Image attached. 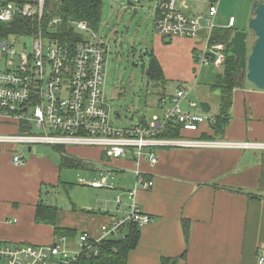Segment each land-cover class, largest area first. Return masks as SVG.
Segmentation results:
<instances>
[{
    "label": "crops",
    "instance_id": "obj_1",
    "mask_svg": "<svg viewBox=\"0 0 264 264\" xmlns=\"http://www.w3.org/2000/svg\"><path fill=\"white\" fill-rule=\"evenodd\" d=\"M173 39L188 44L191 54L202 45L199 40L162 37L161 43L171 44ZM180 58L182 73L176 78L158 59L163 85L173 81L177 89L189 91L187 81L191 75L186 72L194 70V66L186 53ZM199 89L196 85L193 93ZM164 97L166 94L156 100L157 113L161 111L159 101ZM204 102L208 103L210 114L211 103L215 106L216 112L211 115L218 112V98L212 100L210 96ZM17 133L15 124L0 121V134ZM219 140L264 143V91L246 84L233 90L229 120ZM12 148L0 145L1 243L49 245L55 242V228L75 231L74 237H69L70 242H76L85 232L96 236L101 225L125 216V206L116 212L114 200H107L106 196L134 189L138 171L153 181L151 189H138L135 194L140 209L152 222L140 227L137 246L128 254L126 264H264V151L161 149L157 151V163L149 165L129 158L106 160L102 151L95 148L68 147L69 157L87 165L85 172L99 176L101 172L115 171L110 181L113 189H92L86 184L84 193L88 197L59 206L57 201L44 203L53 186L62 188L59 181L63 171L59 170V164L55 167L49 160L33 154L23 157V166H15ZM18 148L21 147H16L20 152ZM27 153L31 154L32 149ZM93 191L97 196L95 203L90 199ZM123 201L126 203V198ZM39 203L58 209L54 228L36 223ZM184 219L190 224L187 241L182 228Z\"/></svg>",
    "mask_w": 264,
    "mask_h": 264
},
{
    "label": "built area",
    "instance_id": "obj_2",
    "mask_svg": "<svg viewBox=\"0 0 264 264\" xmlns=\"http://www.w3.org/2000/svg\"><path fill=\"white\" fill-rule=\"evenodd\" d=\"M177 1L156 0L153 14L157 34L164 39L199 40L202 45L195 49L194 61L202 67L221 68L224 47L210 44L219 0H207V14L200 15L182 14L176 8ZM44 6L45 0H0V121L18 128L17 134H0V145L95 148L106 160L129 158L149 165L157 163V151L161 149L264 151V143L164 138L170 126L196 131L213 119L199 103L188 100L190 90L185 89H177L174 97L160 99L162 116L154 115L126 128L114 127L112 106L104 95L108 44L85 22H64L60 17L44 21ZM64 24L85 36L76 43L61 41L63 32L59 28ZM233 26L230 18L226 28ZM23 38L32 40L31 51L20 44ZM196 85L193 83V87ZM184 102L186 108L182 107ZM12 163L25 164L22 155L17 154H13ZM114 173L108 170L89 183L84 179L79 183L112 190ZM152 186V180L136 171L134 189L123 193L126 203L120 196L114 200L116 212L125 206L124 217L101 225L96 236L80 234L76 242L66 236L43 246L0 242V264H71L82 257H97L107 240L124 238L131 226L140 228L152 222L135 198L138 189L149 190Z\"/></svg>",
    "mask_w": 264,
    "mask_h": 264
},
{
    "label": "rangeland",
    "instance_id": "obj_3",
    "mask_svg": "<svg viewBox=\"0 0 264 264\" xmlns=\"http://www.w3.org/2000/svg\"><path fill=\"white\" fill-rule=\"evenodd\" d=\"M255 1L264 0H219L216 5L215 27L226 28L229 19L233 18L232 30L246 32L248 47H251L255 37L253 32L248 29V22L252 18V6ZM155 2L156 0H102L97 35L108 44L110 51L106 65L104 95L112 106L111 121L117 128H126L131 124L136 125L140 120H149L155 114H158L159 117L162 116L164 110L161 107V111L158 113L155 110L156 100L162 94H166L167 99L176 95L177 88L173 81L166 82V86H164L149 80L146 73L151 57H155L157 61L161 59L169 74L176 78L178 74L182 73L183 64H181L180 56L184 57L186 53L194 66V70L186 72V75H191L187 81H190L188 89L192 92L188 100L200 103L207 101L210 96L212 100L219 97V91H210V86L214 84L216 76L223 70L222 67L216 69L212 66H199L193 59L190 46L184 42H177L173 39L171 44H162L161 37L155 30L153 14ZM176 8L184 15L207 14L208 2L207 0H178ZM78 33L85 36L84 33ZM23 43L26 44L29 51L32 50L31 39H20V44ZM193 83H197L200 88L199 93H193ZM245 84L251 86L248 82ZM200 90L202 91L200 92ZM208 93L210 96L207 98ZM168 103L170 102L167 100L166 106L169 108ZM211 104V114H213L216 112V108L213 103ZM182 107H187L185 102ZM131 116H133L132 121L129 120ZM16 147H21L18 148L20 152L16 150ZM12 149L14 154H23L22 157L35 154L38 158L49 160L55 167L59 164V154L51 146L34 145L31 154L27 153L28 146L25 145H13ZM93 177L98 178L99 176L82 170L64 169L62 181H65L66 186L69 184L71 186H68L66 191L53 186L50 197L45 198L44 203L50 204L57 201L60 206L61 203L69 204L72 200H82L84 197H88L89 195L84 193L87 188L79 185L78 179L87 181ZM134 185L135 180L133 188ZM93 194V198L90 197V199L95 203L97 200L96 191H93ZM115 195H107V200H115L118 196L125 199L122 192Z\"/></svg>",
    "mask_w": 264,
    "mask_h": 264
},
{
    "label": "trees",
    "instance_id": "obj_4",
    "mask_svg": "<svg viewBox=\"0 0 264 264\" xmlns=\"http://www.w3.org/2000/svg\"><path fill=\"white\" fill-rule=\"evenodd\" d=\"M102 10V0H45L44 21L55 17H60L67 21L85 22L90 29L97 32L100 23ZM30 25V24H27ZM35 27H29L34 30ZM231 28H216L210 37L211 45H222L224 47V62L222 71L216 76L210 91L218 90V112L213 115V119L208 123L202 124L196 131H185L180 126L168 127L163 133L164 138H187L192 140L215 141L223 137L224 130L229 120V112L232 106L233 90L242 88L246 83L240 80L238 62L232 53L230 39L234 34ZM61 41L71 40L79 42L83 36L74 31L70 26L64 24L59 28ZM211 67V66H209ZM148 78L153 82L164 83L162 69L155 57L149 59ZM205 127V128H204ZM59 154V170H82L87 171L86 166L81 160L69 157L67 148L62 146L54 147ZM89 149V148H88ZM91 149V148H90ZM62 188L66 191L65 181L60 180ZM78 184L79 179H78ZM85 186V185H82ZM58 209L55 206H45L41 203L37 205L35 221L37 224L50 225L55 227ZM189 221L182 222L185 241L188 239ZM75 231L67 229H54L55 239L60 236L74 237ZM140 235V228L131 226L124 238L107 240L101 246L100 253L95 258L82 257L71 264H126L128 254L137 246Z\"/></svg>",
    "mask_w": 264,
    "mask_h": 264
},
{
    "label": "water",
    "instance_id": "obj_5",
    "mask_svg": "<svg viewBox=\"0 0 264 264\" xmlns=\"http://www.w3.org/2000/svg\"><path fill=\"white\" fill-rule=\"evenodd\" d=\"M248 29L253 32L255 41L248 47V34L234 32L230 39L233 55L238 62L240 80L250 83L254 88L264 91V1H255ZM148 74V71L147 73ZM205 113L210 112L208 103H199ZM133 116L130 117V121ZM31 148H28V152Z\"/></svg>",
    "mask_w": 264,
    "mask_h": 264
}]
</instances>
